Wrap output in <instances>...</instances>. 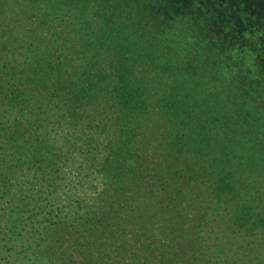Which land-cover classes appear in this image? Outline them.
<instances>
[{"label":"trees","instance_id":"16d2710c","mask_svg":"<svg viewBox=\"0 0 264 264\" xmlns=\"http://www.w3.org/2000/svg\"><path fill=\"white\" fill-rule=\"evenodd\" d=\"M11 1L9 11L0 0V264H264V175L255 183L230 173L232 164L224 172L233 125L218 123L216 103L207 111V100L191 95L188 72L166 80L175 63L147 64L157 77L143 88L136 68L125 72L136 60L112 50L130 38L104 33L119 13L120 25L136 18L149 41L169 45L164 33L175 23L189 19L199 30L192 9L216 5V21L234 25L244 1L84 0L80 10V0L77 8L48 0L42 13L44 0ZM54 7L60 26L47 29ZM83 15L94 30H84ZM244 18L230 37L247 38ZM218 38L209 43L226 53L264 57V40L221 37V47Z\"/></svg>","mask_w":264,"mask_h":264},{"label":"rangeland","instance_id":"374dc122","mask_svg":"<svg viewBox=\"0 0 264 264\" xmlns=\"http://www.w3.org/2000/svg\"><path fill=\"white\" fill-rule=\"evenodd\" d=\"M47 1L48 0H44L43 5L38 8V11L41 13L43 12ZM73 1L72 4L77 8V4H75L77 1ZM235 1L236 0H228L229 4L238 5V0L236 3ZM242 1H244L243 11L245 12L240 13L237 11V15L232 14L238 23L234 22V25L233 23H229V18L227 19L228 22L224 25L220 24V21H216L215 17L218 15V11L215 12L216 5L209 6L208 4V8L205 7L203 10L201 3H199L198 7H201L203 11H199V14L196 15L197 12L192 9L191 11L193 12L188 14L193 15V17H190L191 20L200 22L196 24L198 26L200 25L197 32L192 30V26H195V24L190 26V20L187 19L185 20L187 23H175L176 26L172 33L170 31L164 33L168 44L170 41V44L174 47L169 53L165 52L162 47L166 49L167 46L171 45L158 43L155 37H153V40L149 41L152 32L148 29L146 31L145 23H141L136 18H134V21L133 19L125 20L123 24L120 25L119 21L122 17L119 13H115V17L105 20L107 21V25L104 28V33L105 39L109 34L130 38L126 39V42L120 41L124 48L117 45L112 50L118 53L128 51L131 59L136 60L131 63L129 62L124 68L129 76L132 75L131 70L136 68L138 79L142 80L141 86L143 88H146L147 85L152 86V77L153 79L157 77V72L152 75L149 73L147 64L152 63V67L155 64L162 66L163 62H165L164 65L175 63L176 72L166 73L168 76L166 80L171 81L173 79L174 84H176L179 79L182 80L184 76L187 78L185 72H188L189 82L187 86L189 87L188 91L191 92V95L203 96L204 101L207 100V103L204 105L207 111H209L210 108L214 109L213 106L214 103H216L218 107L214 106V112H216V116L219 118L218 123H230L235 129L233 137L228 136V140L234 146V155L229 156V161H226L224 172L229 168L227 164H232V171L230 173L239 174L241 172V177L248 176V179L252 181L255 180L256 183L257 176L259 174L264 175V77H262L264 72L260 71L259 68L254 65H249L248 67V65L245 64H247L248 61L250 62L249 64L264 63V57L259 56L260 53H263V50H248L249 52H253V54H246L244 53L245 50L238 47V50L234 49L226 53L223 50L215 48L219 47L215 43L214 45L209 43V37H211V35L215 38L219 37L220 39L222 37L233 45L235 43L240 45L239 42L243 41V39L250 41L249 45L264 40V0H240V3L243 5ZM6 2L8 3V0H6ZM79 2L81 5L80 10L84 8L83 5L86 6V4L89 3V1L84 2V0H80ZM228 2H224L223 5L225 6ZM10 5H12L11 0H9V11ZM181 5L185 7L190 5V0H183ZM234 5H232V10L234 9ZM249 7L252 10L251 13L247 12ZM56 8L57 7H54L53 10L57 12V15L44 18L46 22L42 25L43 27L47 29L50 27L56 29V27L60 26L62 9L60 10L59 8V10H56ZM91 9L96 10L97 5L92 6ZM70 10L71 15L77 12L73 7H70ZM99 14L100 12L92 13L94 16H99ZM244 16H246L248 24V27L246 26L244 29L250 30L246 33H249L247 38L230 37L231 32H234L237 37H239L238 35L241 34V29L243 28H239V26L241 19L245 20ZM83 17H85V20H83ZM223 18L224 17H222V19ZM86 19V15H83L81 24H83L84 30H94V24H89L87 28L85 27L84 23ZM167 28H170V26ZM219 38L220 46L223 47L226 41L223 39L220 40ZM196 44H198L197 49L200 51L198 50V52L194 53ZM145 45L154 49V58L152 60L151 57H147L148 54H145L143 50ZM254 47H257V45H254ZM177 48H182V52L179 55L175 53ZM226 55L228 56L226 57ZM149 56H151V54ZM249 68L250 70H247ZM171 69L172 68H169V70ZM158 72H160V70H158ZM140 77H142V79ZM128 79L129 77H127V79L120 78L123 82ZM123 84L119 85L118 88H129V85L123 86ZM184 89H186V87L180 86L174 95H177ZM138 91L139 93L142 92V90ZM153 93L151 95L155 97L157 92L154 95ZM179 110H181V108ZM186 111L189 110L186 109ZM181 112L183 113V110H181ZM237 122L241 125H237ZM218 123L216 122L213 126L216 127L221 135V133L224 132V126L219 128ZM224 137H226V135H224ZM220 177V179H223V174H221Z\"/></svg>","mask_w":264,"mask_h":264}]
</instances>
